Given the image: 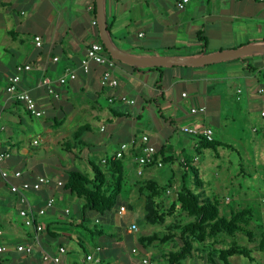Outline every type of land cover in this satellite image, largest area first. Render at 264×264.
Returning <instances> with one entry per match:
<instances>
[{
	"label": "crops",
	"instance_id": "1",
	"mask_svg": "<svg viewBox=\"0 0 264 264\" xmlns=\"http://www.w3.org/2000/svg\"><path fill=\"white\" fill-rule=\"evenodd\" d=\"M94 3L95 0H0V126L4 128L0 150L7 154L2 166L10 173H22L19 180L12 179L17 184L32 182L36 176L63 179L50 177L51 165L45 158L46 150L41 141V136L48 130H44L43 120L31 117L22 103L9 100L5 93L7 77L15 67L29 64L31 70L22 75L19 87L27 90L53 120L61 115V120L67 122L78 118L84 122L80 125L78 122L74 131L82 125L89 128L83 136L88 153L84 159L89 168L90 162H96L91 159L89 151L103 153L105 162L113 157L121 144H130L120 159L124 189L116 206L104 215L84 211L86 228L81 224L80 211L76 216L78 219L75 217L76 222H70L67 217L69 208L55 198V207L48 212L44 231L39 236V246H35L30 255L13 250L1 254L0 264H53L43 262L41 253L57 255L60 247L65 253L59 256V264H73L90 253L100 258L99 264H140V259L145 256L160 264L159 254L152 248L155 245L143 247L138 242L141 236L151 234L148 233L151 229L143 228L140 237L134 235L140 231L138 221L143 220L145 212L144 195L139 188L143 180L159 184L171 180V190L175 194L186 175L183 166L188 163L194 167L197 157L189 161L185 157L178 159V156L190 149L201 154L202 142L182 134L179 126L210 127L214 141L230 145L226 139L232 137V131L238 130L237 122L245 121L243 103L247 102L250 107L253 105L259 109L264 142V117L261 116L264 95L258 93L264 79V55L247 56L244 62L230 60L202 67L142 68L140 71L116 62L112 72L118 87L108 90L99 84L103 68L91 64L87 73L79 69L89 44L100 42L97 24H93L96 22ZM104 11L112 43L131 55L191 58L264 43V0H190L182 10L177 9L172 0H104ZM198 32L207 41L205 54H202ZM35 36L42 39L40 48L34 44ZM159 50L162 53L159 54ZM52 58H58V61L54 63ZM247 63L256 69L243 72ZM65 67L76 70V79L60 85L56 79ZM43 78L50 79L56 97L40 86ZM121 94L134 99L135 104L108 102L110 95ZM194 107H204V115L191 114ZM95 129L99 136L93 134ZM143 135L149 138L157 152L162 149L165 156L171 157L172 162L162 163L158 159L138 175L135 159L141 153ZM34 141H37L36 145ZM167 143L172 148L167 147ZM110 144L116 147L108 156L106 152ZM39 146L41 150L37 149ZM246 155L249 167L254 170L248 150ZM158 163L162 166L158 167ZM166 167L168 171L161 174L159 170ZM51 185L50 188L58 190L54 182ZM44 189L37 193L26 192L25 203L9 191L0 177V225L9 244L33 242L32 229L23 226L19 216V224L14 222L10 209L16 207L18 215V210L28 203L36 211L50 196ZM121 207L124 211L119 214ZM65 209L69 210L68 214L64 213ZM94 224L100 225L96 229L102 230V234L89 232L94 230ZM132 224L136 225L137 231L130 230ZM251 230L255 238L243 246L254 251V260L234 256L230 259L231 264H264V230ZM171 244L169 249L173 247ZM133 249L136 252L133 253ZM111 256H114V262L109 261ZM184 261L187 264H209L206 252L201 249Z\"/></svg>",
	"mask_w": 264,
	"mask_h": 264
},
{
	"label": "trees",
	"instance_id": "2",
	"mask_svg": "<svg viewBox=\"0 0 264 264\" xmlns=\"http://www.w3.org/2000/svg\"><path fill=\"white\" fill-rule=\"evenodd\" d=\"M95 14V3L93 4ZM108 35L110 31L107 29ZM198 40L202 45V54L207 53V41L197 33ZM101 43V42H100ZM248 57L234 59L232 61H246ZM119 64L127 66L133 70L140 71L142 68H135L125 65L119 61ZM147 70H159L161 68H146ZM256 67L247 63L243 72L249 73ZM112 113H116L111 110ZM117 115V113L115 114ZM124 116V115H123ZM62 119L59 122L61 125ZM56 128V127H55ZM89 131L85 125L78 127L69 138L62 142V148L75 155L74 150L78 146H84V133ZM203 148L212 149L217 152L220 147L231 148L228 144L217 141H206L199 138ZM160 159L162 163H171L172 158L163 154L162 149L155 153L152 163ZM151 163V164H152ZM108 166V172L105 173L95 163L90 162L91 176L83 174L78 170H69L65 179H61L60 190L75 195L82 201L83 206L80 210L81 224L84 228L88 225L83 219L84 211H92L99 215L111 211L117 204L118 198L124 189L123 165L121 160L108 158L105 160ZM149 164L148 166H150ZM186 175L182 178L179 189L175 192L173 199L169 201L168 207L163 206V199L167 198L172 188V181L168 180L165 184H159L153 180H143L140 182L139 192L144 195V216L143 221L147 225H163V231L152 232L149 235L141 236L139 244L143 247H149L154 242L161 244L168 243L173 245L164 256V261L160 264H181L195 250L206 252V260L209 264H231L230 259L234 256L253 261L254 251L238 243V235L251 242L255 234L251 230L250 223L254 219L251 208L230 210L229 216L221 214L219 201L212 197L204 196L202 192L194 191L187 185L186 179L191 174V179L195 187H200L201 180L199 170L186 163L183 166ZM171 218L169 224L166 220ZM187 219L189 221H187ZM91 234H102L97 225H93Z\"/></svg>",
	"mask_w": 264,
	"mask_h": 264
},
{
	"label": "rangeland",
	"instance_id": "3",
	"mask_svg": "<svg viewBox=\"0 0 264 264\" xmlns=\"http://www.w3.org/2000/svg\"><path fill=\"white\" fill-rule=\"evenodd\" d=\"M158 53H162V50H159ZM255 101L258 103L257 99H255ZM230 105L233 107L234 103L232 102ZM243 108L245 121L237 122L236 126L238 127V130L232 131V137L226 139L228 143L230 141V149L219 148L217 149V152H215L212 149L205 148L201 151V154H197L194 150L190 149L179 154V156L177 153H175V155L178 156V159L185 157L189 161H193L194 157H197V161L194 162L193 165L199 169V177L202 186L200 188L195 187L191 179L192 176L188 173L189 178L186 179V182L189 187L194 191L202 190L204 196L216 198L220 202L219 209L221 214L225 216H229V210L237 211L243 208H251L252 213L254 214V219L250 223V226L252 229L259 228L262 231L264 230V201H261L264 199V142L261 137V118L259 109L256 106L251 105L250 107L249 103L246 102L243 103ZM44 110L46 111V114L41 120L45 123L44 130H48H46L43 133V136H41V141L46 150L45 158H48L47 162L51 165L50 177L55 176L65 179L69 170H78L83 174L91 176V170L84 159V156L88 155L86 148L84 146H78L74 150L75 155H72L66 152L61 146L62 142L71 136L70 134L74 131L76 124L80 122V118L73 121L68 120L70 124L67 121H64L59 125L62 116H56L53 120V117L47 113L45 108ZM64 112L68 115L67 109H65ZM49 113L51 112L49 111ZM82 123L84 122H80L78 125ZM94 125L95 127H98L96 122ZM181 126L182 125L179 126V131ZM253 129H255L256 132H254ZM93 131L94 135L99 136L100 133L97 129ZM18 135L19 137L21 136L20 134ZM22 139L24 140V138ZM233 139L235 142L232 141ZM25 143L26 142L24 141V144ZM166 145L167 147L172 148L170 143H167ZM115 147V145H109L106 152L108 156ZM41 148L42 147L39 146L37 149L41 150ZM246 150H248L250 156H252V166L254 170L249 167ZM89 154L92 156L91 159L96 161L95 164L107 173L108 167L105 162H103V153L101 154L99 151L91 150L89 151ZM168 169L169 168L166 167L159 170V172L163 174V172H167ZM156 179L159 180V177L157 176ZM44 190L49 193V197H55L57 200H62L65 203V207H68L70 210V214L67 216L69 221L72 223L76 222L78 219L76 216L83 206L82 201L75 195H71L60 189L54 190L47 187ZM172 192L174 193V191L171 190V194L163 199L164 207H168L169 201L174 197ZM10 214L14 222L19 224L16 207L10 209ZM75 217L77 219H75ZM187 221L189 220L187 219ZM170 222L171 218H168L165 224H169ZM98 227H100V225H98ZM138 228L140 231L134 233V235L140 237L143 235L141 232L143 228H150L151 230H149L148 233H152L154 231L161 232L164 227L163 225H147L142 219H140L138 221ZM237 241L241 245L246 244V238L240 234L237 237ZM152 244L155 245L152 248L157 255L159 254V260L163 262L164 256L166 255L165 248H168L169 244H161L157 241ZM109 261L114 262V256H111ZM182 264H187V261H182Z\"/></svg>",
	"mask_w": 264,
	"mask_h": 264
},
{
	"label": "built area",
	"instance_id": "4",
	"mask_svg": "<svg viewBox=\"0 0 264 264\" xmlns=\"http://www.w3.org/2000/svg\"><path fill=\"white\" fill-rule=\"evenodd\" d=\"M175 4V7L179 10L184 9V7L189 3L190 0H172ZM261 2L263 0H260ZM93 24L96 25V22L93 21ZM34 44L37 48H40L42 45V39L39 36H35ZM58 58H52V62L56 63ZM94 64L99 66L102 69V73L99 79V84L102 88H106L108 90H113L118 87V81L113 75L112 69L115 67L116 60L111 58L109 54L104 49V46L100 42L90 43L85 51L84 57L81 59L79 64V69L82 72L87 73L89 71L90 65ZM31 70V66L29 64H20L17 65L14 69V72L7 77L5 93L8 96L9 100H14L16 102H20L24 105L28 114L36 119L43 118L46 114V111L43 107H40L36 100L30 95L27 90H23L19 87L21 82L22 75L28 73ZM76 79V70L73 68L65 67L61 74L57 77L56 82L60 85H65L68 82L74 81ZM40 86L46 88L47 93L54 95L56 94L52 89L51 81L48 78H43L40 81ZM259 94L264 95V79L262 85L258 89ZM185 96V94H182ZM109 103L119 102L127 105H134L135 100L129 98L126 95H110L108 97ZM191 114L196 115H204L205 108L198 107L192 108L190 110ZM261 116L264 117V111L261 112ZM3 127L0 126V143H1V135L3 133ZM180 132L184 135H188L195 138H201L208 142L213 140V130L207 126H182L180 128ZM141 153L135 159L137 165V174L141 175L143 168L152 163L153 156L157 152L153 145L149 143V138L146 135L141 137ZM34 145L37 144V141L33 142ZM132 144V143H131ZM129 143H123L120 145L119 149L115 152L112 159L120 160L124 157L125 153L129 149ZM7 154L0 150V177L2 180L8 185L9 191L17 195L22 202H27L24 194L26 192L37 193L41 191L43 188H47L52 186V182L55 183V187L59 189L61 186V180H52L48 176H36L34 181L26 182L23 181L19 184L12 182V179H20L22 173L20 171L8 172L2 166L3 162L6 160ZM158 167H161L162 164L158 163ZM264 201V200H262ZM55 197H49L44 202L43 206L39 207L36 211H34L30 205L27 203L26 206L21 207L18 210V216L22 221L23 226L27 228H31L33 232V242L28 244H18L15 243L13 245L9 244L5 237L2 226L0 225V255L6 254L10 250H13L19 254L30 255L33 252L35 246H39V236L42 234L45 228V219L47 218L48 212L55 207ZM124 211V207L119 208V214ZM69 210L65 209L64 213L68 214ZM131 231H137L136 225H130ZM99 249L97 248L96 251ZM132 252H136V250H132ZM65 253V249L60 247L58 249L57 255H50L44 251L41 253V259L43 262H51L53 264H59V256ZM100 258L95 256L94 253H90L85 255L81 260L73 263V264H99ZM140 264H155L148 257H142L140 259Z\"/></svg>",
	"mask_w": 264,
	"mask_h": 264
},
{
	"label": "water",
	"instance_id": "5",
	"mask_svg": "<svg viewBox=\"0 0 264 264\" xmlns=\"http://www.w3.org/2000/svg\"><path fill=\"white\" fill-rule=\"evenodd\" d=\"M95 15L99 40L109 56L116 61L135 68L202 67L255 54L264 55V43L249 44L236 49L213 52L191 58L164 55H131L117 48L108 35L104 0H95Z\"/></svg>",
	"mask_w": 264,
	"mask_h": 264
}]
</instances>
